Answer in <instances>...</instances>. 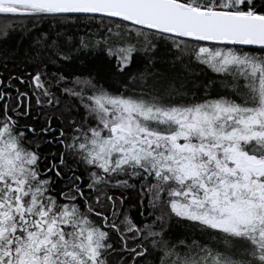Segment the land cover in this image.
<instances>
[{"label":"snow or ice","instance_id":"obj_1","mask_svg":"<svg viewBox=\"0 0 264 264\" xmlns=\"http://www.w3.org/2000/svg\"><path fill=\"white\" fill-rule=\"evenodd\" d=\"M0 15L15 18L0 45L19 35L0 47V264H264V0H0ZM83 19L99 23L60 30ZM193 62L225 91L188 80ZM174 222L207 240L171 238Z\"/></svg>","mask_w":264,"mask_h":264},{"label":"trees","instance_id":"obj_2","mask_svg":"<svg viewBox=\"0 0 264 264\" xmlns=\"http://www.w3.org/2000/svg\"><path fill=\"white\" fill-rule=\"evenodd\" d=\"M14 17H5L3 15H0V22H3L7 20L9 24L13 23ZM99 23V20H88V19H83L79 22L76 21H62L61 24L64 25L63 27L60 28L62 32H65L67 35L73 36V40L75 41L77 38L82 37L86 34V32L91 28V30H95V25ZM56 22L50 19H45L42 21L37 22V27L39 29H42L44 31H48L50 28H55ZM19 42V35L18 33H13L10 35V37L7 39L6 42H4L0 47L4 48H12L16 46ZM162 55V53H161ZM84 59V64L90 63L88 60L87 55L83 57ZM84 64H81L80 62H76L75 66L71 69L72 71H76L77 74H79L81 71L86 72L87 68L84 67ZM143 67L141 64H137L136 66L133 67V71H137L139 68ZM157 67H165V65L162 64H157ZM193 72L195 73L194 75L188 76V80H194L196 82V85H203L206 84L208 81H215V83L212 85V88L210 89V97H215L217 92H224L225 90L223 89L220 81L223 79L221 76L213 73L210 69L206 68L203 65H199L195 62L192 63L191 65ZM9 71H12L13 74H16V70L13 69L12 64H9ZM0 78H3V75H7L6 72L3 71V69H0ZM16 87L21 88V90H24V85L16 84ZM189 87H191V84H189ZM203 96L202 91L197 92V98H200ZM34 104V102H33ZM35 111V108H34ZM42 150L45 152H48L49 150L52 151H58V145H43ZM119 193H117L118 195ZM128 195L130 200H135V193L129 190ZM126 207H127V201H126ZM131 215L135 219H139L136 210L133 208L131 210ZM170 235L171 238L176 239V238H188L189 240L195 238L197 240H207V236H202L201 233L193 228L190 227L188 224L185 223H180L176 224L175 222L173 223L171 229H170Z\"/></svg>","mask_w":264,"mask_h":264}]
</instances>
